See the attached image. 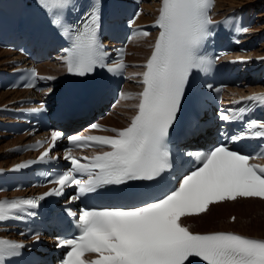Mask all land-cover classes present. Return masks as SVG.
<instances>
[{"label": "snow or ice", "instance_id": "obj_1", "mask_svg": "<svg viewBox=\"0 0 264 264\" xmlns=\"http://www.w3.org/2000/svg\"><path fill=\"white\" fill-rule=\"evenodd\" d=\"M38 3L50 16V22L61 29V35L70 39V47L65 49L69 73L83 77L98 67H107L110 72L126 67L122 59L115 67L104 63L106 54L98 38L100 13L95 4L84 13L82 22L71 29L64 24L62 14L70 5L74 6L73 0H38ZM213 6L214 0H160L154 24L159 34L143 66L145 70L139 74L142 91L130 124L121 130L112 129L116 132L114 136L69 137L70 142L79 146L92 141L110 150L93 158L84 157L87 163H81L67 150L64 159L71 168L50 181L58 187L36 198L0 201V221L34 215L30 210L37 208L41 200L62 195L68 186H77V195L69 198L75 200L103 185L152 181L172 168L167 143L169 130L190 76L208 67L200 48L210 34ZM247 100L264 104V95L250 96ZM220 118L238 119L227 113H221ZM248 123L254 129L252 135L264 138V122ZM61 138V132L52 131V144L41 154L40 161L50 158ZM239 138L232 137L233 141ZM187 155L193 158V166L177 179L175 186L155 199L130 208L81 209L77 234L58 241V247L67 248L61 264H194L189 258H199L204 264H264V239L231 232L194 234L180 222L181 217L206 212L213 203L238 197L264 199V167L249 163L255 157L225 145ZM78 174L86 175L87 179H78ZM67 211L76 215L70 209ZM22 247L14 241L0 240V264H4L6 257L18 255ZM89 253L96 258L85 260Z\"/></svg>", "mask_w": 264, "mask_h": 264}, {"label": "bare ground", "instance_id": "obj_2", "mask_svg": "<svg viewBox=\"0 0 264 264\" xmlns=\"http://www.w3.org/2000/svg\"><path fill=\"white\" fill-rule=\"evenodd\" d=\"M240 6L253 11L254 14L257 13L254 19L255 25L249 30V32L252 34H264V0H215L213 15L220 16L230 9ZM159 7L160 0H146L145 3H143L145 14L141 15L139 20L141 22L151 20L156 16ZM141 37L143 36H138L136 39L134 38L135 40H132L133 44L137 40H141ZM146 38L151 39L152 42L149 44L145 42L138 43L135 47L136 55L133 56L135 57L133 62H144L151 52L155 40V34H150ZM132 45H130L129 50L132 48ZM243 56H250V65L255 64L256 59L252 56H264V41L261 42L257 49ZM10 58L9 51L0 49V66H3ZM62 69L63 68L56 63L42 62L39 64L40 75L46 78L60 74L61 71H63ZM136 80H138V77H134L131 79V82L125 83L124 97L118 101L111 116L107 117V124L121 127L124 125L123 123L126 122V119H129V116L135 112L136 108L134 106L137 104L138 97L136 98L132 94H134V91L139 92L142 88L141 85L134 83ZM259 88L261 87L256 86L246 89L228 87L225 91L229 97L226 99L232 100L234 97L246 95ZM25 92L26 91L21 90L0 91V104L12 101L23 95ZM129 95H131L132 98H128ZM21 138L22 137H18L15 140H9L3 143L0 141V166H6L8 163L14 162L20 158V156H14L11 153V150L6 151V148L12 146L13 143H16ZM230 213L235 215V219L231 223L227 222L225 219L227 214L230 216ZM250 222L252 225L254 224V227H249L248 224ZM183 224L191 231L204 232L230 229L243 235L264 239V201L254 198H244L230 202L217 203L211 205L206 212L198 216L186 217L183 220Z\"/></svg>", "mask_w": 264, "mask_h": 264}, {"label": "rangeland", "instance_id": "obj_3", "mask_svg": "<svg viewBox=\"0 0 264 264\" xmlns=\"http://www.w3.org/2000/svg\"><path fill=\"white\" fill-rule=\"evenodd\" d=\"M131 60H133V56H131ZM233 213H230V216L232 215ZM229 214L226 215V221L231 223L232 221L230 220V216H228ZM249 227H254V224L252 225V223L250 222L249 224Z\"/></svg>", "mask_w": 264, "mask_h": 264}]
</instances>
